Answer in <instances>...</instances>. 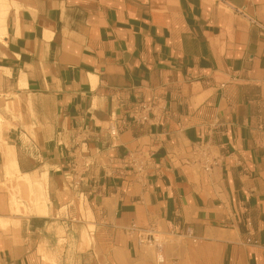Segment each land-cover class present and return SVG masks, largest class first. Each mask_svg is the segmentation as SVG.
Here are the masks:
<instances>
[{
  "label": "crops",
  "instance_id": "0c3cea01",
  "mask_svg": "<svg viewBox=\"0 0 264 264\" xmlns=\"http://www.w3.org/2000/svg\"><path fill=\"white\" fill-rule=\"evenodd\" d=\"M80 205V264H264V0H0V264Z\"/></svg>",
  "mask_w": 264,
  "mask_h": 264
},
{
  "label": "rangeland",
  "instance_id": "374dc122",
  "mask_svg": "<svg viewBox=\"0 0 264 264\" xmlns=\"http://www.w3.org/2000/svg\"><path fill=\"white\" fill-rule=\"evenodd\" d=\"M13 193H15V197L11 205L12 209L10 210L12 215H29L32 211L26 209V204L39 205L44 202L45 199L43 191L38 188L32 191L31 188L16 186ZM88 213H90V211ZM89 217L90 216L86 214L85 210L80 205V211H69L67 217L69 220L65 223L66 226H64L61 231H57L55 227H52L53 242L47 244V247L41 244L39 254L42 258L40 259V264H80L84 259L83 246L82 244H78L76 239L81 238V235L88 234L86 228L81 227L80 224L83 220H88ZM2 229L5 232L11 233L15 232L17 228L10 226V224H6ZM89 229L92 230L93 227L90 226ZM91 230L89 232H91ZM90 245L92 244H88V247ZM151 247L152 248H146L156 252V246L152 245Z\"/></svg>",
  "mask_w": 264,
  "mask_h": 264
},
{
  "label": "built area",
  "instance_id": "2783aa9c",
  "mask_svg": "<svg viewBox=\"0 0 264 264\" xmlns=\"http://www.w3.org/2000/svg\"><path fill=\"white\" fill-rule=\"evenodd\" d=\"M111 133H112V135H117V130H116L115 128H112ZM151 241H152V243H151ZM155 241H156L155 238H151V240H150V244L153 245Z\"/></svg>",
  "mask_w": 264,
  "mask_h": 264
},
{
  "label": "bare ground",
  "instance_id": "6f19581e",
  "mask_svg": "<svg viewBox=\"0 0 264 264\" xmlns=\"http://www.w3.org/2000/svg\"><path fill=\"white\" fill-rule=\"evenodd\" d=\"M160 259H161V258H160ZM160 259H159V260H160Z\"/></svg>",
  "mask_w": 264,
  "mask_h": 264
}]
</instances>
